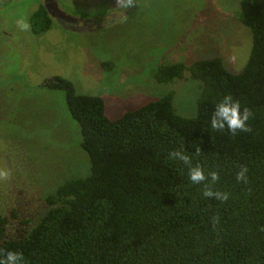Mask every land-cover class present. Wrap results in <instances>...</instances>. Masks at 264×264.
I'll use <instances>...</instances> for the list:
<instances>
[{"label":"trees","instance_id":"trees-1","mask_svg":"<svg viewBox=\"0 0 264 264\" xmlns=\"http://www.w3.org/2000/svg\"><path fill=\"white\" fill-rule=\"evenodd\" d=\"M237 13L253 34L241 72L215 57L163 64L154 75L173 83L188 71L201 82L195 116L177 112L173 90L111 119L104 98L78 92L73 81L45 84L65 92L91 172L47 194L43 212L23 220L18 236L0 216V257L11 250L21 264H264V0H242ZM31 22L36 34L52 26L44 6ZM225 95L247 110L246 130L211 128ZM194 167L204 181L190 180Z\"/></svg>","mask_w":264,"mask_h":264},{"label":"rangeland","instance_id":"rangeland-1","mask_svg":"<svg viewBox=\"0 0 264 264\" xmlns=\"http://www.w3.org/2000/svg\"><path fill=\"white\" fill-rule=\"evenodd\" d=\"M99 1L61 3L98 18L106 8ZM127 1L120 21L89 32L57 24L42 35L21 29L19 22L29 26L42 0H14L0 10V27L6 26L0 33V216H9L11 237L27 230L23 220H37L47 194L91 172L65 92L45 85L52 78H67L78 92L104 98L111 119L171 90L177 112L192 117L202 83L188 71L185 80L159 83L154 75L160 65L220 57L239 73L249 60L253 34L236 15L242 0ZM95 18V27L101 26Z\"/></svg>","mask_w":264,"mask_h":264},{"label":"flooded vegetation","instance_id":"flooded-vegetation-1","mask_svg":"<svg viewBox=\"0 0 264 264\" xmlns=\"http://www.w3.org/2000/svg\"><path fill=\"white\" fill-rule=\"evenodd\" d=\"M13 1L14 0H0V10L3 9L4 6H9V4ZM63 1L65 2L69 0ZM127 2V0H116L115 2L110 3H108L107 0H104L102 2L99 1V4H101L102 6H106L102 15L106 14L107 16L103 17L102 15H99L98 18H95V16L98 14H84L81 11H77L78 14L76 12H71L69 9L65 8L62 5L61 0H42V4L37 8V10L44 6L46 11L48 12V15L51 17L52 25L57 24L65 30L72 32H89L93 30L104 29L105 27L120 21L126 13V9L128 7ZM68 7L74 8L76 6L73 5ZM37 10H35L30 16L28 26L30 30H32L31 18ZM93 18L98 20V22L100 20L102 22L101 26L95 27V21ZM4 27L6 26L1 25L0 33H3V31L5 30ZM44 33H41V35ZM0 38L2 39V36H0Z\"/></svg>","mask_w":264,"mask_h":264},{"label":"clouds","instance_id":"clouds-1","mask_svg":"<svg viewBox=\"0 0 264 264\" xmlns=\"http://www.w3.org/2000/svg\"><path fill=\"white\" fill-rule=\"evenodd\" d=\"M19 27L23 30L28 28V24L21 21L19 22ZM247 110H241V105L239 101L233 99L231 95H225L221 100H219L214 108V111L210 118V126L214 130H224L225 128L232 133L237 131L246 130V121L248 120ZM178 156L181 160L187 161L188 157L177 152L174 154ZM244 171L241 170L237 173V179H244ZM212 179L216 180L217 176L212 173ZM189 178L193 183H199L205 180V174L199 167H194L189 172ZM212 193H206V195H211ZM218 198L226 199L227 197ZM22 254L18 251H8L4 256L0 257V264H21Z\"/></svg>","mask_w":264,"mask_h":264}]
</instances>
